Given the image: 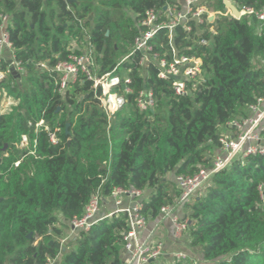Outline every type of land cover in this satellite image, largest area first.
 Segmentation results:
<instances>
[{"label": "trees", "instance_id": "16d2710c", "mask_svg": "<svg viewBox=\"0 0 264 264\" xmlns=\"http://www.w3.org/2000/svg\"><path fill=\"white\" fill-rule=\"evenodd\" d=\"M230 1L239 9L264 7V0ZM175 3L0 0L11 44L0 59V70L6 71L10 57L23 69L0 80V89L17 102L9 114L0 115V264L55 260L63 250L58 240L62 228L83 215L95 194L107 198L113 189L144 192L142 212L148 220L157 218L162 207L177 204L175 178L209 168L212 159L207 151L217 153L224 126L246 118L248 107L264 98V66L255 62L264 54V24L260 27L254 17L216 16L202 26L201 37L208 45L195 53L208 77L194 95L176 96L152 65L142 75L139 56L130 54L138 21L147 10ZM202 4L224 11V0ZM192 41V35L187 38L177 28L175 43L180 49ZM73 42L90 43L97 76H123L131 69L132 94L125 95L124 105L110 121L98 99L100 88L93 89L92 82L81 76L60 93L57 74L40 67L47 63L52 68L79 54L70 49ZM161 42L165 43L163 32L153 42L160 54ZM21 79L26 85L17 84ZM140 90L153 91V111L136 107ZM113 91L123 93L120 87ZM40 121L56 134V145L50 143L49 132H35ZM22 136L28 138L27 148L18 147ZM261 184L264 156H249L213 174L200 193L180 206L189 211V244L199 249L204 261L264 264ZM127 221V213L112 215L98 220L88 232L77 233L61 264H120Z\"/></svg>", "mask_w": 264, "mask_h": 264}, {"label": "built area", "instance_id": "2783aa9c", "mask_svg": "<svg viewBox=\"0 0 264 264\" xmlns=\"http://www.w3.org/2000/svg\"><path fill=\"white\" fill-rule=\"evenodd\" d=\"M226 0H224L225 2ZM236 8V17L229 7L224 5L223 12H214L202 4L204 0H176L174 6H165L162 9L152 8L147 10L138 21V35L134 38L131 55H138L137 67L141 70L152 65L157 69V77L170 84L176 96H192L200 91V88L207 81V72L203 68V60L195 51L197 48L205 50L208 41L201 36L204 33L202 26L214 21L216 16L240 20L241 18L254 17L259 26L264 24V7L258 11L252 8L239 9L232 1L227 0ZM7 16H0V59L6 52H10L8 34L5 30ZM181 27L187 38L193 36V43L189 47L180 49L175 43V32ZM164 33L165 43H160L163 53L154 51V40L160 33ZM210 32L213 30L210 28ZM72 50H78L79 54H71L66 61L58 62L50 68L47 63H41L44 70L55 72L58 76V90L63 93L70 85L78 82L81 76L92 82L93 89L100 88L101 95L98 97L101 108L110 121L114 114L119 111L125 103V95L132 94L129 87L131 78L127 70L123 76L110 77L108 74L97 76L93 48L90 43L77 44L73 42ZM182 50L191 52L182 53ZM127 58V57H126ZM8 61L6 71L0 70V80L6 79L10 68L13 67L16 74L22 73L23 69L19 63L14 62L11 57ZM264 65V54L262 56ZM120 87L123 93L114 92V88ZM9 95L5 88L0 89V97ZM135 105L140 111H153L156 105V98L152 90H140L135 97ZM8 113L5 109L1 114ZM249 115L246 118L232 120L227 123L219 138V148L209 168H201L193 176H177L175 183L180 192L177 206L189 203L204 186L210 181L213 174L228 168L233 162L243 163L249 156H264V143L260 140L261 132H264V98L256 100V103L248 107ZM30 126L31 123L29 122ZM49 132V141L52 145L58 143L54 132L43 121L35 125V132L39 130ZM35 144V142H34ZM21 148H27L28 138L22 136L19 142ZM260 198L264 201V184L258 187ZM145 193L134 189H113L107 198L99 194L93 195L84 213L80 218H73L68 225L76 232H88L90 228L101 219H97L101 205L105 199L112 202L114 211L112 215L127 213L128 230L124 233L123 249L129 256L128 264H149L163 255V244L160 241H140L139 234L146 231L148 219L143 214ZM127 201V204L125 203ZM175 206V205H174ZM174 206H165L160 209L159 215L168 220L173 227V237L179 239L187 234L189 224L187 218L180 219L174 213ZM109 216V218L111 217ZM67 241L62 239L61 246ZM172 264H186L187 255L181 251H174L170 254ZM55 260H49L47 264H54Z\"/></svg>", "mask_w": 264, "mask_h": 264}, {"label": "crops", "instance_id": "0c3cea01", "mask_svg": "<svg viewBox=\"0 0 264 264\" xmlns=\"http://www.w3.org/2000/svg\"><path fill=\"white\" fill-rule=\"evenodd\" d=\"M257 65H263L262 59L257 58L256 59ZM264 66V65H263ZM173 177V175H169L168 179ZM172 179V178H171ZM127 204V201L125 202ZM114 211V206L111 201L105 199L101 205L100 212L98 214L97 219H105L109 218L111 214ZM174 213L180 218H188L189 211L186 209V207H180L177 206L174 207ZM173 227L170 224V222L164 218H162L160 215L155 218L148 220L147 222V228L146 231L142 234H139L138 239L140 241H160L163 244V255L152 261L149 264H172L173 260L170 256L172 252L181 251L184 252L187 257L190 255L191 264H216L215 262H206L202 259L201 252L198 248H192L189 244V237L187 234H183V236L179 239H175L173 237ZM77 235L76 232H74L70 226L67 224L64 228H62V236L58 239L60 242L62 239L67 238L68 243H70L71 240L75 238ZM63 250L62 253L59 254V256L55 259L54 264H61L62 257L64 253L70 251L72 248L66 244L64 246L63 244ZM192 251L194 252L192 254ZM119 262L120 264H128L129 262V256L123 249L119 255Z\"/></svg>", "mask_w": 264, "mask_h": 264}, {"label": "rangeland", "instance_id": "374dc122", "mask_svg": "<svg viewBox=\"0 0 264 264\" xmlns=\"http://www.w3.org/2000/svg\"><path fill=\"white\" fill-rule=\"evenodd\" d=\"M21 83L23 85H26L25 79H21V80H19L17 82V84H21ZM16 105H17V102H16V99H15L14 96H11L10 98L8 97V95L5 98H3V96L0 97V112L3 109H5L6 112H8L7 114H9L13 110V108L16 107ZM259 138H260L261 142L264 143V133L261 134ZM18 147L21 148L20 146H18ZM215 154L216 153L214 152V150L210 149V150L207 151V158H211L212 159L215 156ZM210 162L212 163V160ZM170 180H171V178H170ZM174 207H176V205ZM66 244H68V242H65L64 243V246ZM193 253L194 252L192 251V254ZM190 255H188V257H187L188 259L186 261V264H191V260H190L191 257H190ZM201 264H203V263H201Z\"/></svg>", "mask_w": 264, "mask_h": 264}, {"label": "water", "instance_id": "95a60500", "mask_svg": "<svg viewBox=\"0 0 264 264\" xmlns=\"http://www.w3.org/2000/svg\"><path fill=\"white\" fill-rule=\"evenodd\" d=\"M66 1H67L68 3H72L74 0H66ZM224 5H225L226 7H229L230 10L232 11V13H233L236 17H238V12H237L236 8H234V6H232V4H231L230 2H228V1L226 0V1L224 2ZM8 64L10 65V64H11V61H8ZM10 71H11L12 74H16V72H15V70H14L13 67L10 68ZM57 110H59V109H57ZM68 128H69V125H66V127H65V133H66V134H68Z\"/></svg>", "mask_w": 264, "mask_h": 264}]
</instances>
